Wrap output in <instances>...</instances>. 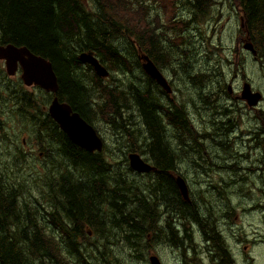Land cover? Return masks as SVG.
I'll return each instance as SVG.
<instances>
[{
    "label": "trees",
    "instance_id": "trees-1",
    "mask_svg": "<svg viewBox=\"0 0 264 264\" xmlns=\"http://www.w3.org/2000/svg\"><path fill=\"white\" fill-rule=\"evenodd\" d=\"M144 1L0 0V46L27 47L34 54L50 59L60 82L61 96L93 125L95 120L100 121L98 115L102 114L106 118L105 125L112 130L116 145L114 151L108 152H105V145L104 152L97 154L81 150L69 141L54 121L39 114L45 113L39 106L36 107L34 101L23 96L25 109L31 111L33 108L34 114L39 115L32 116L25 111L17 115L22 117L23 124L46 131L48 139L45 148L50 160L61 164L53 176L55 188L47 198L52 210L45 212V218L56 231L48 232L46 225L30 212L23 216L20 194L12 187L5 192L0 180V264H125L127 260L131 264H144L149 261L147 252L162 245L163 238L166 239L165 233L161 232L165 223L160 203L168 207L182 206V213L187 216L193 212L190 210L192 206L180 200L173 176L167 173L173 165V154L168 153L171 144L164 141L168 133L161 117L149 106L151 101L147 95H134L141 113L122 112L121 107L117 110V98L111 99L112 108L106 99L103 100L104 95H98L94 103L93 94L86 93L81 81L73 74V68L80 73L83 71L77 57L79 52L111 57L112 45H120L124 33L139 39L148 32L155 34L154 29H148V25H137V22H146ZM177 1L178 11L171 18L173 33L183 48L177 49L195 61L194 45L190 50L188 42L190 38L198 37L196 31L208 39L210 33L203 24L211 13L202 5L203 0ZM222 1L214 0L219 4ZM237 6L243 14L245 30L255 46L264 72V0H224L222 10L232 11ZM211 9L220 8L216 5ZM140 11L143 18L138 20ZM169 12L171 10L168 9ZM169 44L172 43L166 45V51ZM205 45L208 47V43ZM126 53L123 49L121 55L126 56ZM209 54L204 67L196 70L192 87L208 106L207 110H212V116H216L222 107L213 104L215 97L230 95L226 90L228 86L224 74L220 67L211 65ZM93 78L95 81L102 80L96 75ZM181 80L189 86L188 76L183 72ZM189 102L192 108H196L194 99L189 98ZM187 112L185 103L180 113L177 111V121L182 127L178 136L182 151L179 154L183 155L177 159L180 165L197 148L194 140L199 144L198 149H203L201 140L208 137L216 143L220 130L219 127L214 128L211 134L204 136L185 132L184 125L190 127L185 118ZM163 116L166 118L165 114ZM223 126L225 128L226 124ZM228 130L226 128L225 132ZM146 133L150 134L153 141L151 151L162 170L157 179L141 185L137 176H130L133 171L122 172L113 169L112 164L114 159L121 165L127 164V152H146ZM224 139L227 152H231V142L227 137ZM56 144L59 145L57 151ZM106 156L113 160L106 162ZM153 234L156 240L160 239V244L150 242Z\"/></svg>",
    "mask_w": 264,
    "mask_h": 264
},
{
    "label": "flooded vegetation",
    "instance_id": "flooded-vegetation-1",
    "mask_svg": "<svg viewBox=\"0 0 264 264\" xmlns=\"http://www.w3.org/2000/svg\"><path fill=\"white\" fill-rule=\"evenodd\" d=\"M227 5H229V3ZM141 42L143 44L142 46ZM167 44L166 39L161 34L156 35L148 32L142 39L130 38L121 44V47L127 52L126 56L119 53L116 54L113 50L116 52L117 50L113 46L111 57H106L104 54L103 56L96 54L100 64L112 74L111 78L105 81H95L93 78L95 73L92 67L80 62L82 64L81 68H83L80 76L85 81V86L83 85V87L86 89V93L93 94L94 103L98 95H104L103 100L106 99L109 107L112 108L113 104L111 99L117 98V110L118 107H121L122 112L139 114L141 110L134 95L144 93V95H147V99L151 101V104L155 105L154 107L151 105L149 106L153 108L155 114L161 117L162 123L168 133L164 141L171 144L168 153L171 152L173 154L172 169H168L167 173H171L173 176L176 188L181 196L180 200L192 206L190 210L193 212L190 216H187L182 213V206L173 207L174 205H169L168 207L167 204L165 205L163 202L160 203L165 223L162 225L161 232L165 233L166 239L163 238L162 245L147 252L146 255L149 261L144 262V264H151V260H153L154 257L160 264H242L243 260H245L243 264H247V258H249L251 262H254L257 256L264 255V117L260 115L257 116V114L262 113L261 105L263 102L256 107H248L247 104L243 102L246 109L250 112H254V115L249 119V128H245L241 125L242 120L240 116L236 114V104L234 105L232 102H228L227 104L213 102L214 105L221 106L222 109L219 110L218 115L212 116V118L216 119V124L214 123L211 130H206L199 126V124L203 122L202 118H200L199 109H204L207 113L211 114H213V111L207 110L208 106L202 100H200V102L197 101L198 96L195 94L191 85L190 87L193 91V95L190 98L195 100L196 108H192L189 104L190 102L186 104L188 112L185 118L188 119L190 127L184 125V131H192L193 133H198L200 136H204V134L207 133L211 134L214 128L219 127L220 130L217 132L219 133V137H217L216 143H213L208 137L202 139L203 149H198L199 144L194 140L193 144L197 148L193 150L192 156L185 160L182 165L178 164L177 159L179 158L178 154L181 149L178 136L181 135L182 127L177 121V111L180 113V108L184 104L182 101L177 104L176 98L177 95L182 92L177 86L178 82H182V68L179 64V50L177 53H173L170 50L172 44H169L168 50L166 51L165 47ZM30 52L34 54L31 50ZM80 54V52L77 53V57H79ZM48 60L53 69H55L52 61L50 59ZM148 62H152L155 68L165 78L169 89L161 86L143 70V65L148 64ZM1 63L5 68V61H0V65ZM88 67L90 68L88 69ZM112 70L115 72L112 73ZM1 72L0 80H2L6 86L2 89V95L0 96V110H6L9 102H15V104L17 102L24 103L23 96H27L32 102H35L36 107L39 106L38 99H41L44 104L42 110L45 114H39L47 120L54 121L50 113V108L57 99L60 104L69 106L73 113L78 114L86 121L84 117L79 112L75 111L71 104L61 96L59 80L58 91L56 93H47L36 85L30 86L35 87L37 91L42 94L40 98H37L33 93L24 90L22 86L20 89H16L17 82L11 80L10 77L20 76L21 78L23 69L20 65L16 76H9L2 69ZM124 80H128V82ZM130 82L134 83L133 87L130 86ZM23 85L26 86L24 83ZM228 89L230 91L229 84ZM234 93L236 94L235 96L239 94L238 91H234ZM203 96L206 97L204 93ZM198 98L200 99V96ZM238 99H240V97H238ZM31 111L35 112L33 108ZM246 112H244L245 117ZM164 114L166 118L163 116ZM24 120L26 121V119ZM252 120H254V123ZM86 122L95 129L99 138L103 141L104 146H107L95 124L93 125L88 121ZM96 122L97 120L94 121V123ZM223 124H226L225 128ZM226 128L229 129L227 133L225 132ZM146 135L148 136L146 152L144 151L143 154H140L138 152L126 153L127 150L125 151L129 165L126 170L129 171L130 169L133 171V175L142 176L147 178L148 181H151L158 178L162 168L157 165L156 157L151 151L153 141L150 138V134L146 133ZM66 137L74 146L90 154L104 152V150L102 152H89L74 144L67 135ZM225 137H227V140L231 142V144L232 141H239L241 145L248 148V152H250L252 158H249L247 153H243L240 159L250 162L249 165H244L243 167L238 165L236 161L238 156L232 154V152H227ZM57 146L59 147V145H55V151L59 149ZM38 147L39 156L43 157L44 160H50L47 149L44 146L38 145ZM217 149L226 152V157L221 159L220 155L216 152ZM33 151L37 152L35 148H33ZM131 155L140 156L152 170L149 172L135 171L130 165L129 158ZM50 163H53L52 160H50ZM186 163H190L189 166H192L194 169H201L204 172L211 171L215 173L216 177H221L219 182L212 183L210 186L211 191L214 193L211 199L206 197L201 199L198 193L191 191L188 185V179L182 174L184 169L183 165ZM213 163L217 165H213ZM241 169L243 171H255L252 174L257 173L259 175L261 186L248 190L247 182L241 177L227 180V173H234L236 175ZM0 177L1 180V169ZM179 177L183 178L189 187L190 201L185 200L180 192L177 184V179ZM47 188L49 190L47 196H49L55 188L53 177L48 183ZM252 192H258L260 194L259 200L253 201L251 199L250 205L247 206V195H251ZM246 207L248 209H253V212L249 215H259L257 228L246 225ZM219 208L223 211L219 210ZM22 215L25 216L23 210ZM34 215L39 218L38 209ZM41 222L46 225L48 232L53 233L56 231L55 227L48 223V219L46 223L43 221ZM48 226H51V230L48 229ZM89 235H92L91 231H89ZM150 242L156 244L161 243L160 239H155L154 234L153 236L151 235ZM84 244L85 242H83V245ZM258 247L261 249L260 253H256ZM239 249H241V252Z\"/></svg>",
    "mask_w": 264,
    "mask_h": 264
},
{
    "label": "rangeland",
    "instance_id": "rangeland-1",
    "mask_svg": "<svg viewBox=\"0 0 264 264\" xmlns=\"http://www.w3.org/2000/svg\"><path fill=\"white\" fill-rule=\"evenodd\" d=\"M84 3L86 4L87 1H84ZM211 3L212 0H203L202 5L207 10V12L211 6ZM223 3L224 0L221 2V4H217L220 10L212 21L208 39L196 31L195 34L198 35V37L190 38V41L188 42L190 50L192 49V45H194L192 52L195 54V61L194 59H188L185 54L179 53V64L182 68V72L188 76L189 86H186L183 82L177 83V86L182 90V92L177 95L176 101L177 104H179L181 101L183 104L189 103V98L193 95V91L190 86L193 84L192 82L195 78V72L196 70L204 67L208 61L206 56H209V53H211V65L214 68L220 67L226 81H228L229 86L232 87L231 89L233 90V93L234 91L239 92L238 96L230 93V98H223L218 95L215 97L214 102H222L225 104L232 102L234 105L236 104V114L239 115L240 119L242 120L241 125H243L245 128H249V119L254 115V112H250L248 109H246L245 104L241 99H238V97L240 96L241 87L246 81L251 83L255 91H260L264 96V72L260 62L254 61L245 52L246 50L243 49L242 42L245 39V34L238 33L237 22L233 18V15L236 16L237 13L235 12L232 15L231 11H223ZM125 6L128 5L125 4ZM178 7L179 4L177 0H149L145 10L147 11L150 18V29H160L162 23H167L171 18L173 19L174 15L178 11ZM168 9L171 10V12L168 13ZM139 18H143L141 11L137 19L139 20ZM137 23L138 26L144 27V21ZM205 43H208V47L205 45ZM113 44L117 43L114 42ZM181 46V41L175 40L170 47V50L173 53H177V47ZM64 47L65 50H68L67 45H64ZM224 58H232L230 61L236 63V68L225 65L221 61ZM1 69L6 73L2 63L0 65V75L2 73ZM114 72L115 71L112 70V73ZM191 72H193V75H191ZM73 74L85 86V81L81 78L80 71L73 68ZM10 78L12 81L17 82L16 89H20L22 86L24 90L33 93L37 98L42 96V94L37 91L35 87L26 88V86L23 85V81L20 76ZM124 81L128 82V80ZM5 86V83L0 80V96L2 95V89H4ZM130 86L133 87L134 83L130 82ZM217 88L218 86L215 87V89ZM226 90L229 93L228 88ZM197 101L200 102L198 97ZM38 103L39 107L42 109V106L44 105L42 100L38 99ZM150 105L152 107L155 106L154 104ZM261 109L262 113L257 114V116L260 115L264 117V101L261 105ZM21 111H25L27 114L35 116L33 111L25 109L23 102H17L16 104L15 102H9L6 110H0L1 182L3 183V190L5 192H9L11 190L10 187L15 188L18 191L20 194L19 202L21 203V208L24 215L27 212L35 214L36 210L38 209V217L41 219V221L46 223L47 219L45 217L47 209L48 211L52 210L49 200L47 201V194L49 191L47 186L51 178L55 175L57 167H59L61 164L58 161L50 163V160H44L43 157L39 156L38 145L44 147L47 145V133L44 129L39 130L38 128H32L30 124H23L22 117L17 115V113H20ZM199 111L200 118H202L203 121L199 124V126L202 129L211 130L214 126V123L216 124V119L212 118V114L207 113V111L204 109H199ZM244 112H246V117L244 116ZM98 116L100 121H97L95 126L107 144L106 152L114 151V146L116 145L112 130L108 125H105L106 118L102 114H99ZM252 122L254 123V120H252ZM33 148H35L37 152H34ZM57 148L59 147L57 146ZM219 151V149L216 150L221 159L226 157V152ZM231 152L232 154H236L238 156L236 161L240 167L249 165L250 162L241 160L240 157L243 155V153H247L249 158H252V155L250 152H248V148L241 145L239 141H232ZM178 157L181 158L183 155L178 154ZM121 158H124V156ZM111 160L113 159L106 156V162H110ZM114 161L115 163L112 164L113 169H118L122 172L123 170L128 169V163H123V165H121L120 161L117 162L115 159ZM189 165L190 163L183 165L184 169L182 174L186 179H188V185L191 191L198 193L201 199L204 197L211 199L214 193L211 191L210 186L212 183L219 182L221 177H216L215 173L211 171L204 172L201 169H194ZM213 165L217 164L213 163ZM254 172L255 171L249 170L243 171L241 169L236 175L234 173H227V180L241 177L247 182V189L250 190L251 188L261 186L259 175L257 173L252 174ZM129 174L130 176H133V173ZM137 180L141 185L149 182L147 178L142 176H137ZM259 197L260 194L258 192H252L251 195H247V206L250 205L251 199L253 201H258ZM219 210L223 211L221 208H219ZM246 212V225L257 228L259 215H249L253 212V209H248L247 207ZM25 226L26 225L24 224V227ZM48 229L51 230V226H48ZM239 251L241 252V249H239ZM260 251L261 249L258 247L256 249V253H260ZM244 261L245 260L242 261V264ZM246 261L247 264H264V255L257 256L254 262H251L249 258H247ZM125 264L131 263L127 260L125 261Z\"/></svg>",
    "mask_w": 264,
    "mask_h": 264
},
{
    "label": "water",
    "instance_id": "water-1",
    "mask_svg": "<svg viewBox=\"0 0 264 264\" xmlns=\"http://www.w3.org/2000/svg\"><path fill=\"white\" fill-rule=\"evenodd\" d=\"M0 60L6 61L9 75H15L20 64L23 69L22 79L27 86L38 85L47 92H57L58 79L51 63L45 58L32 54L25 47L18 48L14 45H8L6 47L0 46ZM81 60L91 63L100 76L108 75L106 70L99 65L91 53L83 54ZM150 69L153 72L154 78L158 81L163 80L152 65H150ZM242 98L247 100L250 106H254L261 100L262 95L260 93H252L250 85L247 84L244 88ZM50 113L55 122L74 144L89 152L102 150V141L97 136L94 128L78 114L73 113L69 106L60 104L56 99L50 108ZM130 165L137 172H149L152 170L138 155L130 156ZM177 181L183 198L189 201V190L186 183L181 178ZM151 262L153 264H159L155 257Z\"/></svg>",
    "mask_w": 264,
    "mask_h": 264
}]
</instances>
